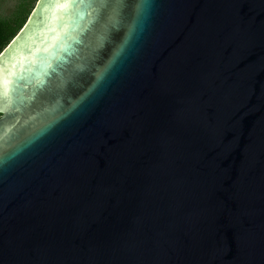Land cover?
Masks as SVG:
<instances>
[{
  "label": "water",
  "instance_id": "1",
  "mask_svg": "<svg viewBox=\"0 0 264 264\" xmlns=\"http://www.w3.org/2000/svg\"><path fill=\"white\" fill-rule=\"evenodd\" d=\"M0 264H264V0H36L0 52Z\"/></svg>",
  "mask_w": 264,
  "mask_h": 264
},
{
  "label": "rangeland",
  "instance_id": "2",
  "mask_svg": "<svg viewBox=\"0 0 264 264\" xmlns=\"http://www.w3.org/2000/svg\"><path fill=\"white\" fill-rule=\"evenodd\" d=\"M36 0H0V18L11 19L16 16L28 15Z\"/></svg>",
  "mask_w": 264,
  "mask_h": 264
},
{
  "label": "trees",
  "instance_id": "3",
  "mask_svg": "<svg viewBox=\"0 0 264 264\" xmlns=\"http://www.w3.org/2000/svg\"><path fill=\"white\" fill-rule=\"evenodd\" d=\"M28 15L16 16L11 19L0 18V52L4 46L12 39L18 32L20 27L24 24Z\"/></svg>",
  "mask_w": 264,
  "mask_h": 264
}]
</instances>
